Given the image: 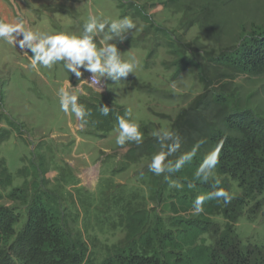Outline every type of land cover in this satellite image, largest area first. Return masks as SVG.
<instances>
[{
  "label": "rangeland",
  "instance_id": "1",
  "mask_svg": "<svg viewBox=\"0 0 264 264\" xmlns=\"http://www.w3.org/2000/svg\"><path fill=\"white\" fill-rule=\"evenodd\" d=\"M90 14L101 21L130 18L136 24L123 41H107L103 33L94 38L97 48L116 44L134 70L119 82L97 74L105 82L102 92L85 82L91 71L81 67L80 77L72 73L75 85L70 87L90 113L82 127L74 113L61 111L60 103L50 115L43 112L34 74L31 83L21 86L19 98L14 63L0 62V206L12 208L17 232L34 197L43 195L57 207L61 225L83 244L82 264H102L129 247L146 256L157 251L175 263L262 264L264 191L246 194L237 178L216 166L210 174L191 168L190 173L189 160L179 157V141L184 113L213 89L228 94L239 115L251 110L264 117V73H243L218 59L264 30V0H5L0 5V21L18 23L23 17L39 24V30L49 25L75 36H82ZM104 106L110 109L107 116L100 110ZM19 108L25 118L19 117ZM128 109L131 117L125 116ZM117 117L138 124L143 142L117 145ZM165 131L172 140L156 135ZM150 140L161 148L143 153ZM175 143L179 147L166 156L168 169L156 175L148 167L153 156ZM188 174L200 188L213 179L222 181L231 201L207 198L196 214V198L211 193L187 188ZM16 188H24L26 197ZM184 222L198 229H184L176 241Z\"/></svg>",
  "mask_w": 264,
  "mask_h": 264
},
{
  "label": "trees",
  "instance_id": "2",
  "mask_svg": "<svg viewBox=\"0 0 264 264\" xmlns=\"http://www.w3.org/2000/svg\"><path fill=\"white\" fill-rule=\"evenodd\" d=\"M246 43L234 47L233 51L226 55L219 56V61L232 65L243 73L263 74L264 30L252 33L247 37ZM231 103L228 94L213 89L210 94L197 101L196 106L189 112L184 113L185 130L179 141L183 144V156L181 154L179 157L184 161L189 160L188 169L191 173L192 170H200V165L205 159L219 148L216 164L219 172L237 178L246 194L263 192L264 117L254 115L251 110H242L243 113L239 115V108ZM160 148L161 145H155L150 140L147 150L143 153H154ZM187 177L184 182L187 188H200L199 182L192 174ZM217 181L219 180L213 179L200 189L209 193L224 189L229 193L228 185L222 181L217 184ZM15 191L26 197L24 188H16ZM16 222L18 221L12 208L0 206V264L84 262L83 244L72 238L71 233L61 225L60 213L57 207L49 203L47 197H34L28 211V219L18 232L15 229ZM184 224L177 232V237L175 235L176 241H179L184 229H190L192 232L198 229L194 222ZM156 252L152 256H146L132 247L124 248L105 259L102 264H189L172 262Z\"/></svg>",
  "mask_w": 264,
  "mask_h": 264
},
{
  "label": "clouds",
  "instance_id": "3",
  "mask_svg": "<svg viewBox=\"0 0 264 264\" xmlns=\"http://www.w3.org/2000/svg\"><path fill=\"white\" fill-rule=\"evenodd\" d=\"M136 28V24L130 18L120 20H98L95 15H89L88 22L83 25L82 36L56 34L51 35L44 32L33 31L28 26L27 21L21 17L18 23H6L0 21V40L12 44L18 42L21 49H30V67L37 69L42 66L51 68L58 62H63L64 68L71 73H75L77 77L82 75L81 67L91 71L94 75L92 83L97 84L100 80L97 79V74L100 77L107 76L112 81L119 82L120 78H126L129 73L134 70V63L121 59V53L118 51L116 44H102L97 48V43L94 38L101 33L104 34V39L107 41L118 39L123 41L129 30ZM22 35V39H18ZM27 52V51H25ZM69 85L70 82H69ZM60 100V109L65 114H75L77 121L82 127L85 122V117L90 115L85 108L78 104V96L70 86L61 87L58 90ZM103 115L107 116L110 109L107 106L101 107ZM125 116L131 117V109L126 110ZM119 133L116 137V144L124 146L128 141H135L137 144L143 142V135L139 130V125L133 123L130 119L117 117ZM159 139L172 140L173 134L170 132L157 133ZM167 152H160L153 156L149 169L156 175H160L168 169L169 165L165 163L166 156L174 152L178 143L167 146ZM219 148L213 151L201 165L199 171L204 169L211 170L218 163ZM183 164V160L179 161L175 168L178 170ZM198 171V172H199ZM219 181H217V184ZM179 187V185H177ZM223 198L225 203H229L232 199L228 191L217 189L209 196H199L194 202V211L199 214L203 211L202 205L207 198Z\"/></svg>",
  "mask_w": 264,
  "mask_h": 264
},
{
  "label": "crops",
  "instance_id": "4",
  "mask_svg": "<svg viewBox=\"0 0 264 264\" xmlns=\"http://www.w3.org/2000/svg\"><path fill=\"white\" fill-rule=\"evenodd\" d=\"M5 0H0V5H4ZM4 22V20H3ZM17 23V22H16ZM15 24V23H13ZM28 26L32 28L33 31L38 32H44L51 35L56 34H68L65 31L61 30L59 27H55V29H52L51 26L48 25V30L42 31L39 30V24L35 25L30 24L27 22ZM43 25V24H42ZM18 39H22V35L18 37ZM27 51V52H25ZM33 53H31L30 49H21L18 42L15 44V47L12 44L6 43L2 40H0V62L2 64H5L7 61L13 62V66L15 70L17 71L15 75V79L17 81L16 86L19 87L18 90L19 98H21V90L24 92L23 88L21 86L27 85L28 83H31V80H29V77H32V74L35 76V85L39 88L38 90V101H40L39 105L41 108V103L44 101L45 105L42 107V110L44 113H48L50 115V112L55 109V107L60 103L59 96H58V90L60 86H67L69 85V82L72 85H75L74 79H72V73L68 72L63 65V62H58L54 64L51 68H45V67H38L37 69H32L30 67V56H32ZM36 70L39 72L40 77H38ZM82 70V69H80ZM34 71V73H33ZM24 72H28L25 75ZM61 75V76H60ZM62 75H66V77L62 78ZM84 84V81H81ZM78 85H83L79 83ZM14 88L10 87L9 91L7 92L8 95V103L11 104L13 96L14 98ZM80 92L83 94L85 93L83 91V88L80 89ZM10 93L11 96L8 94ZM43 95V97H41ZM47 100H49V104L47 103ZM18 101V100H17ZM19 102V101H18ZM19 117L25 118V115L23 114V111L19 108ZM41 115V112H40ZM48 115V116H49Z\"/></svg>",
  "mask_w": 264,
  "mask_h": 264
},
{
  "label": "built area",
  "instance_id": "5",
  "mask_svg": "<svg viewBox=\"0 0 264 264\" xmlns=\"http://www.w3.org/2000/svg\"><path fill=\"white\" fill-rule=\"evenodd\" d=\"M94 75V74H93ZM93 75H90L89 77H88V79L87 80H85V82H88L94 89H96L97 91H99V92H102L103 90H104V88H105V82H104V79H102V78H99L98 76H97V79L98 80H100V82H98L97 84H93L92 83V77H93Z\"/></svg>",
  "mask_w": 264,
  "mask_h": 264
}]
</instances>
